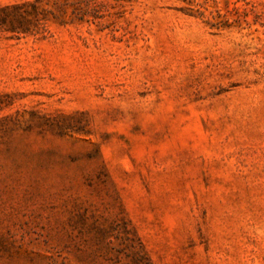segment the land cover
Instances as JSON below:
<instances>
[{
    "label": "rangeland",
    "instance_id": "374dc122",
    "mask_svg": "<svg viewBox=\"0 0 264 264\" xmlns=\"http://www.w3.org/2000/svg\"><path fill=\"white\" fill-rule=\"evenodd\" d=\"M0 264H264V0H0Z\"/></svg>",
    "mask_w": 264,
    "mask_h": 264
}]
</instances>
